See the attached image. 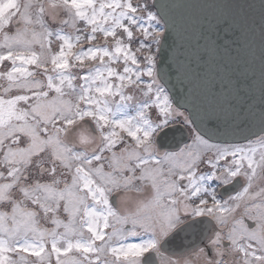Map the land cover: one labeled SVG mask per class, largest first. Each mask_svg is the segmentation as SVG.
<instances>
[{"label":"snow or ice","instance_id":"1","mask_svg":"<svg viewBox=\"0 0 264 264\" xmlns=\"http://www.w3.org/2000/svg\"><path fill=\"white\" fill-rule=\"evenodd\" d=\"M197 7L0 0V264H264V0L217 5L228 83Z\"/></svg>","mask_w":264,"mask_h":264},{"label":"water","instance_id":"2","mask_svg":"<svg viewBox=\"0 0 264 264\" xmlns=\"http://www.w3.org/2000/svg\"><path fill=\"white\" fill-rule=\"evenodd\" d=\"M180 2L199 5L195 9L187 10L181 16V27L186 32V48L188 53H192L197 48L204 51L205 46L209 45L211 71L218 82L222 79L224 83H228V77L233 74L251 75L252 69L257 75L259 74V44L255 45L257 62L252 64L246 48L237 47L233 43L231 34L226 37L217 28L222 15V10L217 5L232 0H180ZM201 33L204 35L202 36ZM217 38L223 41L219 50L214 47ZM246 62L248 68L245 67Z\"/></svg>","mask_w":264,"mask_h":264}]
</instances>
